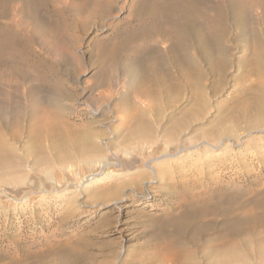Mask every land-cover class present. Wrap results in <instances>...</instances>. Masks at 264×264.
I'll return each mask as SVG.
<instances>
[{
  "label": "rangeland",
  "instance_id": "obj_1",
  "mask_svg": "<svg viewBox=\"0 0 264 264\" xmlns=\"http://www.w3.org/2000/svg\"><path fill=\"white\" fill-rule=\"evenodd\" d=\"M8 1L0 171L28 170L38 190L35 160L83 167V156L146 133L244 144L238 156L175 165L141 205L131 183L67 201L57 189L45 201L0 200V264H264V0Z\"/></svg>",
  "mask_w": 264,
  "mask_h": 264
},
{
  "label": "bare ground",
  "instance_id": "obj_2",
  "mask_svg": "<svg viewBox=\"0 0 264 264\" xmlns=\"http://www.w3.org/2000/svg\"><path fill=\"white\" fill-rule=\"evenodd\" d=\"M6 1L5 2L2 1L3 3H1V0H0V7L7 8V7H5L6 4H8ZM36 1H38V0H32V4H38L40 2L39 1L38 3H36ZM14 2H16V0H14ZM14 2H13V4H14ZM25 3L26 2H24L23 4H25ZM27 3H29V2L27 1ZM27 3H26V5H27L26 7H28ZM97 3L99 5H101V1L97 2ZM16 7H18V5ZM16 7L14 8L15 11H16ZM30 8H32V7H30ZM40 8H42V7H40ZM19 9H21V7ZM27 9H29V8H27ZM121 9H123V8H121ZM37 10H38V8H37ZM0 11H3V10H0ZM8 12H9V10H8ZM12 12H14V11H12ZM31 12L29 14H34V13H31ZM2 13H1V16H2ZM4 14H6V13L4 12ZM34 15L36 16V14H34ZM10 17H13V15H11ZM26 18H27V16H26ZM27 19H29V21H30V19L32 20V18H30V17H28ZM33 19H34V17H33ZM23 20H24V18H23ZM9 21H10V19H9ZM11 21L13 22V20H11ZM36 23H38V22H36ZM47 23H48V21H47ZM35 25H37V24H35ZM38 25H39V23H38ZM51 25H53V23L50 24V26ZM10 26H12V25H10ZM53 26H56V25H53ZM53 26H52L51 29H54ZM57 26H59V25H57ZM39 27H40L39 29L42 28L41 23H40ZM14 28H16V27H14ZM43 28H46V26L45 27L43 26ZM47 28H48V26H47ZM35 29H36V27H35ZM39 29H38V32H39L38 34L43 32V30H44V29H42V31L40 32ZM57 29H60V27L59 28L57 27ZM4 31H6V30H4ZM49 31H50V29H49ZM14 32H16V31H14ZM47 32H48V30H47ZM52 32L54 33L55 31H52ZM57 32L58 31H56V33ZM46 33H45V35H46ZM10 35H12V34H10ZM50 35L51 34H48V36H50ZM55 36H58V33ZM61 36H62V33H61ZM12 37L9 38L8 36L5 37V35L1 36V34H0V59L4 58V57H9V55H11V51L10 50L12 49L11 47H13V45L11 44L12 42H11L10 39ZM47 38L43 36L42 39L44 41H46ZM52 38H50V39H52ZM16 39H17V37H16ZM61 39H62V37H61ZM52 40H54V39H52ZM55 40H57V39L55 38ZM58 40H60V39H58ZM17 44L15 43V46ZM55 45H53L54 48H55ZM58 45L59 44H57L56 46H58ZM45 46L47 47V45H45ZM18 48H19V46H18ZM1 60H3V59H1ZM20 72H22V71H20ZM120 79L121 78H119V80ZM122 79H123V77H122ZM104 80L106 81L107 79H104ZM124 81H123V83H127V82H124ZM128 83H129V81H128ZM120 84H122V83H120ZM149 108H150V106H149ZM148 112H149V110H148ZM116 119H118V118L116 117ZM134 119H135V117L133 118V120ZM147 131L144 130L143 134L145 132H147ZM162 132H166V131H162ZM178 132H179V130H178ZM160 133H161V131H160ZM135 134H137V133H135ZM146 135H149V134L146 133ZM146 135L142 136L140 138L136 137L137 139L134 138V141L132 139H130L133 142L130 145H128V146H125V145L122 146L121 145L122 148H116V149L113 150L112 148H110L108 146V148H107L108 151L107 152L105 151L103 154H100L101 151H98L99 153L96 152L95 154H90L91 153L90 152L89 153L90 155L87 154V155L83 156L82 158H80V160H79V163L83 167H80V165H75L76 163L74 164L73 161H72L73 163H66V162L63 163V162H61V164H57L58 162L63 161V159L62 160L59 159L60 161L57 160L56 163H52V164H50L52 162V161L50 162V160H49L50 163L47 161L49 164H46L47 162H45V164H43L44 160H43L42 163H40L38 160H35L36 163H32L33 166H34L32 168L34 170H36V171H39V172L43 173V175H44L43 178H44V180L46 182V185H47V187H38L37 188L38 190H36L33 187H31V183H28L29 180L27 181V177H30V173L31 172H29V176L26 177V174L28 173L27 172L28 170L26 171L27 168L24 169L27 172L26 173L24 171L25 174L22 173L21 170H20V172H18L19 171L18 168H17L18 171H9L8 170L9 168H8L7 169L8 171L5 170L6 172H3V169L6 167L5 166L3 169H1L2 171H0V183H2L4 185V187L0 188V200H2L4 203H6V205H14V206H16V205H18L21 202L25 204L27 202V200H30V199L35 197V196L34 197L32 196L33 194L38 193L39 195L37 196V199L40 200V201H43V200L45 201V199H47V196H49L48 194L53 192V191L56 192L55 190L57 189V191L60 192V194L58 195L59 200L67 201V200H70L72 198H76L77 199V197H76L77 195L84 194L85 192L88 193V191H90L93 188H96V187H98L100 185H103V184H107L108 185V184L112 183L111 185L112 186L115 185L116 186L115 189H116V188H118L121 185L124 186L125 184L127 185V183H131L134 186H132V188H131L130 197L132 198L133 201H137V203L140 204V203H144L147 200H149L150 198H152L154 193L159 191V190H157L158 187H156L155 184H158V183L161 184L163 179L165 178V175L167 173H169L170 169L173 168L175 165L178 166L177 164L183 162L184 160H186L188 158H190V159L193 158L194 159V157H196V156L198 158V155L201 154V153L204 154L205 156L210 157V159H218V160H221L222 158H224L228 154H231V155L234 154L235 156H238L237 154H239V146H242L244 144V141L239 136H233V137H225L224 136V137H222V136L219 135L220 136L219 137L218 135L217 136H212L213 135L212 134V135H210V136H212L210 139L206 140V138H205V140H203L201 142L198 141V143H197V141H196V143H194L192 145L185 146L183 143L180 144L179 142H177V141H179L177 139L178 136L176 137L174 132L169 131V132L164 133L161 137L159 136L160 138H157L158 140L161 139V141H160L161 144L159 145L160 142L158 143L157 139L155 140L152 136H146ZM155 135H156V133H155ZM157 135H158V133H157ZM138 136H140V135L138 134ZM204 136H206V135H204ZM130 138H132V137H130ZM192 141H194V140H192ZM188 142H190V140ZM107 145H109V143H107ZM236 148H238V149H236ZM77 159H79V158H77ZM35 161H33V162H35ZM37 161H38V163H37ZM183 165H185V164H183ZM55 167L59 169L58 171L56 170L57 173H54ZM73 167L76 168V169H77V167H80L82 169H79V170L77 169L78 171L75 169L76 172H74V170L72 169ZM38 175H40V174H38ZM72 175H74V176H72ZM33 178H30V179L33 180ZM35 180H37V179H35ZM7 185H9V187H5ZM10 185H12V186L15 185L16 187L14 188V187L11 186L12 188H10ZM108 186H110V185H108ZM61 187H63V189L59 190V188H61ZM33 189L36 190L37 192H34ZM11 192H14L15 195H12L10 197L9 194H11ZM90 192L92 193V191H90ZM117 202L118 201H115L113 203H117ZM6 205H3V206L6 207ZM250 212L252 213V211H250ZM247 215H248V213H247ZM261 233H263V232H261Z\"/></svg>",
  "mask_w": 264,
  "mask_h": 264
}]
</instances>
